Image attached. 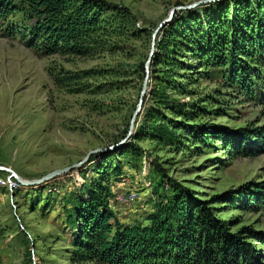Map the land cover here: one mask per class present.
Masks as SVG:
<instances>
[{
	"label": "rangeland",
	"instance_id": "obj_1",
	"mask_svg": "<svg viewBox=\"0 0 264 264\" xmlns=\"http://www.w3.org/2000/svg\"><path fill=\"white\" fill-rule=\"evenodd\" d=\"M105 1L128 9L134 21L121 38L114 37L104 49L85 57L43 56L27 48L20 36L3 38L0 33V166L23 180L40 179L79 163L90 151L126 139L147 76L142 66L146 70L155 30L174 7L200 0ZM21 17L15 15L13 21L19 24ZM182 61L193 84L178 82L197 96L181 99L199 101L204 109L190 124L230 131L264 127L263 74L246 82L247 93L216 74L209 77L192 57ZM153 62L152 58L149 87L155 84ZM110 70L119 71V77H92L84 81L87 86L80 94L54 82V75ZM149 105L147 96L143 112ZM190 140L181 151H173L133 135L122 146L96 154L79 169L38 186H23L0 171V223L6 229L0 241L2 264H79L72 258L76 231L69 213L106 174L109 205L123 225L147 226L158 197L168 198L171 183H178L213 207L233 234L250 228L264 235V207L241 194L245 188L264 185V155L237 156L215 132L204 137L197 133ZM124 146L132 152L123 155ZM251 238L248 244L264 264V245L258 236Z\"/></svg>",
	"mask_w": 264,
	"mask_h": 264
},
{
	"label": "trees",
	"instance_id": "obj_2",
	"mask_svg": "<svg viewBox=\"0 0 264 264\" xmlns=\"http://www.w3.org/2000/svg\"><path fill=\"white\" fill-rule=\"evenodd\" d=\"M180 13L156 38L159 52L154 54L151 69L155 84L149 87L150 105L137 122L136 139L149 140L163 150L181 151L197 133L204 137L215 132L237 156L264 155V127L199 129L190 121L204 109L199 101L181 99L197 96L186 86L193 84L189 67L182 61L188 57L198 60L209 77L216 74L249 93L246 82L264 75V0H219ZM15 15L22 16L21 23L13 21ZM133 21L128 9L105 0H0L1 36H20L27 48L43 56L85 57L104 49L114 37L121 38ZM142 71L145 74L144 66ZM105 74L116 78L120 72L66 73L54 75V82L80 94L87 86L84 81ZM198 141L194 140L193 145ZM121 150L123 155L132 152L130 146ZM107 175L88 190L86 198L75 201L69 213L76 231L72 252L76 263L262 264L247 239L258 236L264 245L263 234L257 235L250 228L233 234L216 217L213 207L178 183H171L168 198L158 197L147 226L121 224L109 205ZM241 194L248 197L246 201L264 207V185L245 188ZM5 235L6 229L0 223V241Z\"/></svg>",
	"mask_w": 264,
	"mask_h": 264
},
{
	"label": "water",
	"instance_id": "obj_3",
	"mask_svg": "<svg viewBox=\"0 0 264 264\" xmlns=\"http://www.w3.org/2000/svg\"><path fill=\"white\" fill-rule=\"evenodd\" d=\"M216 1H219V0H200V1H197V2L190 4V5L176 6L170 11L168 17L166 19H164L158 25L157 29L155 30V32L152 36L150 55H149L148 61L146 63L147 76H146L144 83H143V86H142V90H141V93L139 96V102H138L137 108H136V110H135V112L131 118L128 135H127L126 139L123 140L120 144L115 145V146H111V147H107V148H101V149H96V150L90 151L88 153V155L79 163H76L74 165L68 166V167L63 168V169L54 170V171L50 172L49 174L43 176L42 178L34 180V181L23 180L17 175V173L15 171L11 170L10 168L4 167V166H0V171L10 173L12 175V177L15 178L23 186H38V185L48 183L54 179H57L59 177H62L64 175H67V174L73 172L74 170L79 169L80 167H82V165L87 163L92 156H94L96 154L112 151V150L122 146L123 144H125L127 142V140L134 135L137 122H138L141 114L143 113L145 100L149 94V78H148L149 66H150V64L152 62V58L156 52V38H157L158 34L161 32V30L165 26H167L168 24H170L174 21L175 15L177 12L189 11V10L195 9L199 6L214 3Z\"/></svg>",
	"mask_w": 264,
	"mask_h": 264
}]
</instances>
